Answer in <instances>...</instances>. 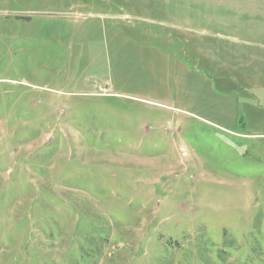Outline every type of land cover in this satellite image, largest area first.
I'll return each instance as SVG.
<instances>
[{"label":"rangeland","instance_id":"1","mask_svg":"<svg viewBox=\"0 0 264 264\" xmlns=\"http://www.w3.org/2000/svg\"><path fill=\"white\" fill-rule=\"evenodd\" d=\"M0 264H264V0H0Z\"/></svg>","mask_w":264,"mask_h":264},{"label":"water","instance_id":"2","mask_svg":"<svg viewBox=\"0 0 264 264\" xmlns=\"http://www.w3.org/2000/svg\"><path fill=\"white\" fill-rule=\"evenodd\" d=\"M26 20H28V19L26 18Z\"/></svg>","mask_w":264,"mask_h":264}]
</instances>
